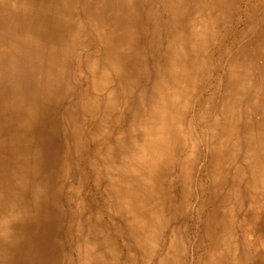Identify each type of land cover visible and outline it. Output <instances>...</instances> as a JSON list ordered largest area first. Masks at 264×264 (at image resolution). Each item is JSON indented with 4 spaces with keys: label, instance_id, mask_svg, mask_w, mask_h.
Here are the masks:
<instances>
[{
    "label": "bare ground",
    "instance_id": "6f19581e",
    "mask_svg": "<svg viewBox=\"0 0 264 264\" xmlns=\"http://www.w3.org/2000/svg\"><path fill=\"white\" fill-rule=\"evenodd\" d=\"M262 245L264 0H0V264Z\"/></svg>",
    "mask_w": 264,
    "mask_h": 264
},
{
    "label": "rangeland",
    "instance_id": "374dc122",
    "mask_svg": "<svg viewBox=\"0 0 264 264\" xmlns=\"http://www.w3.org/2000/svg\"><path fill=\"white\" fill-rule=\"evenodd\" d=\"M187 251H186V257L187 258H191L190 256H191V254H192V251H190L191 249H190V244L188 245V247H187ZM188 252V253H187ZM190 252V253H189Z\"/></svg>",
    "mask_w": 264,
    "mask_h": 264
},
{
    "label": "clouds",
    "instance_id": "9594fccd",
    "mask_svg": "<svg viewBox=\"0 0 264 264\" xmlns=\"http://www.w3.org/2000/svg\"><path fill=\"white\" fill-rule=\"evenodd\" d=\"M262 246H264V245H262ZM230 255H231L233 260H237V257L234 254L230 253Z\"/></svg>",
    "mask_w": 264,
    "mask_h": 264
}]
</instances>
